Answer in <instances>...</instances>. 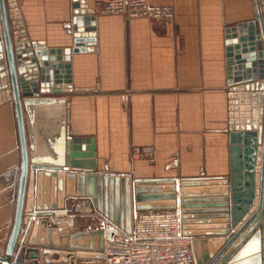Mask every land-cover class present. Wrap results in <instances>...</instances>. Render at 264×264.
<instances>
[{
    "label": "water",
    "instance_id": "1",
    "mask_svg": "<svg viewBox=\"0 0 264 264\" xmlns=\"http://www.w3.org/2000/svg\"><path fill=\"white\" fill-rule=\"evenodd\" d=\"M72 7V46L48 48L28 40L16 5L0 0V104L12 103L20 158L0 264H31L24 260L40 251L100 260L104 241L117 229L130 234L133 214L144 211L179 214L194 264H264V0H254L252 19L225 30L229 175L216 178L97 171L94 140L70 136L68 103L59 95L72 90L70 54L92 51L95 40L91 10L81 0ZM38 112L54 124L48 137L36 125ZM72 199L88 200L116 229L80 231L73 217H53Z\"/></svg>",
    "mask_w": 264,
    "mask_h": 264
},
{
    "label": "crops",
    "instance_id": "2",
    "mask_svg": "<svg viewBox=\"0 0 264 264\" xmlns=\"http://www.w3.org/2000/svg\"><path fill=\"white\" fill-rule=\"evenodd\" d=\"M81 1L94 16L93 50L70 54L72 90L59 95L68 103L70 136L94 140L97 171L137 179L229 175L225 30L253 18L254 0H150L173 7V20L165 26L96 13L107 0ZM10 4L16 5L28 40L48 48L72 46L73 0H5ZM36 121L45 135L54 126L46 112H38ZM134 147H151L153 163L131 160ZM19 161L8 100L0 104V248L13 219ZM81 223L75 219L74 228ZM45 259L66 264L71 257L60 261L40 251L24 263L45 264Z\"/></svg>",
    "mask_w": 264,
    "mask_h": 264
},
{
    "label": "built area",
    "instance_id": "3",
    "mask_svg": "<svg viewBox=\"0 0 264 264\" xmlns=\"http://www.w3.org/2000/svg\"><path fill=\"white\" fill-rule=\"evenodd\" d=\"M95 8L98 14L123 15L128 19L147 18L161 26L174 17L172 6L153 5L150 0H107ZM122 99L126 101L127 95H122ZM153 155L151 147H134L130 151V159L134 161L153 163ZM59 213V216H67V206ZM73 213L74 217L82 220L81 224L87 231L114 227L91 209L88 200L77 202ZM86 217H96L97 220L93 224ZM101 255L96 264H194L191 239L182 236L176 211L135 212L131 233L125 234L117 229L111 240L104 241Z\"/></svg>",
    "mask_w": 264,
    "mask_h": 264
},
{
    "label": "rangeland",
    "instance_id": "4",
    "mask_svg": "<svg viewBox=\"0 0 264 264\" xmlns=\"http://www.w3.org/2000/svg\"><path fill=\"white\" fill-rule=\"evenodd\" d=\"M81 200H84V199H72V200H66V206H67V208H68V210H69V213H68V215L67 216H59V217H73L74 219H78V217H74L73 216V209H74V206H75V204L77 203V202H79V201H81ZM67 201H70V202H68V205H67ZM90 203V202H89ZM90 207H91V209H93V211H96L94 208H93V206L91 205V203H90ZM97 212V211H96ZM97 214L98 215H100L101 217H103L100 213H98L97 212ZM133 217V216H132ZM87 219H88V222H91V223H95V221L97 220L96 219V217H86ZM104 218V217H103ZM75 230H80V231H87L86 230V227H84L82 224L78 227V228H76ZM57 257H58V255H57ZM58 259L61 261V258H59L58 257ZM72 260H74V259H71L70 261H65L66 262V264H77L78 262H76V260H82V261H89V262H92V264H96V260H92V259H88V260H85V259H75V261L73 262Z\"/></svg>",
    "mask_w": 264,
    "mask_h": 264
},
{
    "label": "bare ground",
    "instance_id": "5",
    "mask_svg": "<svg viewBox=\"0 0 264 264\" xmlns=\"http://www.w3.org/2000/svg\"><path fill=\"white\" fill-rule=\"evenodd\" d=\"M58 214H60L59 212H57Z\"/></svg>",
    "mask_w": 264,
    "mask_h": 264
}]
</instances>
